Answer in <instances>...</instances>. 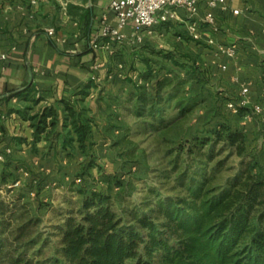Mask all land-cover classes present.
Wrapping results in <instances>:
<instances>
[{
  "label": "crops",
  "instance_id": "crops-1",
  "mask_svg": "<svg viewBox=\"0 0 264 264\" xmlns=\"http://www.w3.org/2000/svg\"><path fill=\"white\" fill-rule=\"evenodd\" d=\"M111 2L0 0V55H7V60H0V143L12 148L8 160L21 166L19 172L24 167L38 177L29 181L56 182L60 161L85 158L70 122L64 124L63 101L91 121L89 150L97 154L106 150L111 141L107 135L121 130L112 124L117 111L132 105L129 96L138 87L147 85L151 90L155 78L171 76L173 72L166 70L171 69L169 65L182 76L193 63L206 70L205 83H189L188 89L203 94L208 116L222 113L225 97L236 99L241 86L248 85L251 104L235 123L256 145V135L264 134V115L251 117L252 106L264 102V0H226L228 10H213L219 32L200 22V40L187 32L188 16L181 10L180 19L144 33L141 41L128 27L125 42L113 45L105 35L106 28L118 25ZM206 11L203 4L201 16ZM210 38L215 40L213 45L208 43ZM230 46L236 47L232 57L221 51ZM158 61L166 67L162 72L153 66ZM147 73L154 79L149 81ZM29 86L28 95L19 94ZM47 106L58 110L57 136L48 140L43 135L33 144L29 118Z\"/></svg>",
  "mask_w": 264,
  "mask_h": 264
},
{
  "label": "trees",
  "instance_id": "trees-1",
  "mask_svg": "<svg viewBox=\"0 0 264 264\" xmlns=\"http://www.w3.org/2000/svg\"><path fill=\"white\" fill-rule=\"evenodd\" d=\"M146 77L154 79L150 73ZM206 77V70L193 63L184 76L157 77L151 90L147 85L138 87L129 96V102L135 103L134 116L163 125L164 110L174 101L180 116H185L204 102L193 88L197 96H183L185 85L203 84ZM30 91L31 86L19 94L26 96ZM225 100L222 113L214 116L216 127L180 146V152L196 162L192 173L186 171L178 178L183 193L159 198L153 208L118 209L110 194L95 188L79 189V207L59 226V256L42 258L47 240L42 238L40 216L32 215L25 203L27 193L10 202L0 198V264H264V177L253 173L255 162L243 160L249 138L232 122L246 108L233 114L227 104L234 99ZM63 104L64 124L70 122L79 150L87 156L91 121L83 119V112L70 102ZM29 119L33 144L43 135L48 140L57 136L60 116L54 106ZM224 152L242 160L239 169L219 183V173L228 160L212 163ZM9 157L2 162V186L19 180L21 166ZM94 164L90 162L92 169L97 167Z\"/></svg>",
  "mask_w": 264,
  "mask_h": 264
},
{
  "label": "rangeland",
  "instance_id": "rangeland-1",
  "mask_svg": "<svg viewBox=\"0 0 264 264\" xmlns=\"http://www.w3.org/2000/svg\"><path fill=\"white\" fill-rule=\"evenodd\" d=\"M159 62L161 61L153 66L162 72L166 67ZM169 66L171 69H166L167 73L173 72L171 76L176 78V69ZM188 87L189 84L185 85L183 96H197ZM228 98L230 99L229 96ZM201 99H204L203 94ZM134 108L135 103L127 104L126 108L123 105L117 111L119 115L112 124L121 130L114 136L107 133L111 141L106 150L103 149L100 154L89 150L83 160L60 161L56 166V182L41 178L35 183L34 180L29 181L31 173L26 176L20 171L18 182L7 186L0 184V198L8 202L15 196L27 193L25 203L28 204L32 215L40 216L42 238L47 240L42 258L59 256V226L64 224L67 215L75 213L79 207L82 197L78 190L81 188H95L110 194L118 209L153 208L159 198L176 197L183 193L184 189L178 178L186 171L192 173L196 162L186 152H180V146L196 135L203 136L210 128L216 127L218 120L215 115H207V102L195 105L191 112L183 117L180 116L177 101L170 103L164 110L163 125L151 119L145 122L136 118L133 114ZM233 121L238 122V119H232ZM260 133L255 137L256 145L248 141L247 155L243 160L246 163L255 162L253 173L264 177V134ZM220 148L221 145L217 150ZM223 159L228 161L219 173V183L233 175L242 160L224 152L219 153L212 164ZM92 161L97 166L93 169L90 167ZM3 167L4 164L0 162V174ZM22 170L26 168L23 167ZM33 177L38 178L37 175ZM30 190L32 192H29ZM39 247L41 246L33 250Z\"/></svg>",
  "mask_w": 264,
  "mask_h": 264
},
{
  "label": "built area",
  "instance_id": "built-area-1",
  "mask_svg": "<svg viewBox=\"0 0 264 264\" xmlns=\"http://www.w3.org/2000/svg\"><path fill=\"white\" fill-rule=\"evenodd\" d=\"M203 4L206 5L207 11L204 16H201ZM110 8L117 17L118 25L115 28H106L105 35L110 38L109 44L113 45L125 42L127 35L124 31L128 27L133 28L136 32V40L141 41L144 33H153L164 23L180 19L179 12L181 10L188 16L187 32L193 39L200 40L202 35L199 32V23L211 24L213 31L218 33L219 27L213 10L218 8L228 10V5L226 0H112ZM234 14H239V11L234 10ZM48 33L53 35L54 30L50 29ZM208 43L213 45L215 43L214 38H210ZM221 51L223 54L232 57L236 53V47L222 48ZM112 54L115 53L112 51ZM0 60H7V55H0ZM249 92V86L242 85L237 99L228 102L227 107L233 114H237L241 108L250 106ZM252 112L254 115H264V102L254 104ZM251 117L253 118V115ZM12 152L11 147H6L0 143V162H4ZM22 171L24 175H29L28 171Z\"/></svg>",
  "mask_w": 264,
  "mask_h": 264
}]
</instances>
